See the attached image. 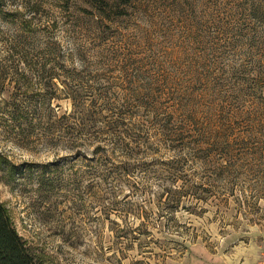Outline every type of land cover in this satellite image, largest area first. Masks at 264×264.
Listing matches in <instances>:
<instances>
[{
	"label": "rangeland",
	"instance_id": "rangeland-1",
	"mask_svg": "<svg viewBox=\"0 0 264 264\" xmlns=\"http://www.w3.org/2000/svg\"><path fill=\"white\" fill-rule=\"evenodd\" d=\"M4 1L0 202L38 260L264 262V0Z\"/></svg>",
	"mask_w": 264,
	"mask_h": 264
},
{
	"label": "trees",
	"instance_id": "trees-1",
	"mask_svg": "<svg viewBox=\"0 0 264 264\" xmlns=\"http://www.w3.org/2000/svg\"><path fill=\"white\" fill-rule=\"evenodd\" d=\"M132 0H118L120 4H128ZM0 0V8L4 6ZM89 5L99 9L108 6L109 0H88ZM0 264H43L36 254L27 246L18 233L6 206L0 202Z\"/></svg>",
	"mask_w": 264,
	"mask_h": 264
},
{
	"label": "crops",
	"instance_id": "crops-1",
	"mask_svg": "<svg viewBox=\"0 0 264 264\" xmlns=\"http://www.w3.org/2000/svg\"><path fill=\"white\" fill-rule=\"evenodd\" d=\"M249 247L250 249L253 251V253L248 254L249 251ZM247 246V247H243V253L244 256H234L233 260L231 261L230 259L228 260V262H230L231 264H264V262L262 261V254H259V252L257 251L262 250V247H257V246Z\"/></svg>",
	"mask_w": 264,
	"mask_h": 264
}]
</instances>
